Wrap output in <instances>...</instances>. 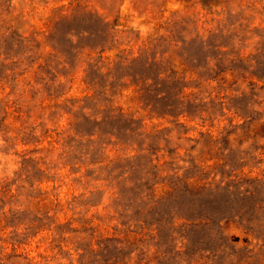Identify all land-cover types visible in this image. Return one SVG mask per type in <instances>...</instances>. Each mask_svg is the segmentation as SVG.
Returning a JSON list of instances; mask_svg holds the SVG:
<instances>
[{
	"label": "rangeland",
	"instance_id": "obj_1",
	"mask_svg": "<svg viewBox=\"0 0 264 264\" xmlns=\"http://www.w3.org/2000/svg\"><path fill=\"white\" fill-rule=\"evenodd\" d=\"M220 29L235 36L195 39ZM11 36L28 46L8 51L0 80V264H264V55L238 72L207 59L213 44L264 54V0H0V40ZM141 54L203 118L153 112L127 77L106 92L85 81L90 61ZM109 111L143 137L101 124ZM148 170L157 213L136 222L112 179ZM172 217L178 254L155 225Z\"/></svg>",
	"mask_w": 264,
	"mask_h": 264
},
{
	"label": "trees",
	"instance_id": "obj_2",
	"mask_svg": "<svg viewBox=\"0 0 264 264\" xmlns=\"http://www.w3.org/2000/svg\"><path fill=\"white\" fill-rule=\"evenodd\" d=\"M100 24L106 26L105 30L99 32L105 35L106 37L109 35L111 28L109 24L105 22L103 19H100ZM99 29V28H97ZM105 31V32H104ZM88 31L81 32V35L86 34ZM92 35V33H89ZM94 34V33H93ZM220 37L228 38L230 40L233 39L235 34L232 31H224V29H220L218 32H211L209 36L206 38L204 35L197 34L195 39L200 41L202 44H205L210 40V38L214 35H219ZM68 38L76 36V34L68 33ZM28 46V40L23 39L21 37L11 36L7 37L3 40H0V80L8 77L7 68L5 69V62L7 59L12 58L9 56L8 51H12L13 48H25ZM228 44H213L212 49L216 51L214 56H208V64L214 62L213 66H208L209 70H218L221 71V67L231 66L230 68L234 71H244L245 66L248 69L254 68L253 61L258 62L263 57L264 54H260L258 52L253 57H248L247 59L242 56V52L238 50L236 55H233L232 50H222L223 47H227ZM8 47V48H7ZM75 52V57H77L80 53L77 48L71 47ZM260 48V47H259ZM262 51H264V42L261 45ZM5 55L4 57H2ZM264 63V59H263ZM4 67V70H1ZM222 69H225L222 68ZM123 71H129L127 74L123 76H118L119 73ZM252 75H256L252 73ZM257 76V75H256ZM124 77L130 78L133 84L139 87V91L141 92V98L145 102V104L153 110V112L158 113L163 116H175L176 118L179 116H191L193 118L199 116L203 118V114L206 110L202 107V103L197 101L196 99H191L185 93L187 88L186 85H183L180 78L176 75L169 73L168 69L163 65V61L161 59H157L156 56H149L148 54H141L136 57L128 58L122 57L118 61H116L112 66L110 63L102 62L101 60L90 61L88 63V67L85 69V81L95 90H100V92H106L109 86H113V83L117 79H122ZM264 77V76H263ZM262 78V77H261ZM255 88V87H254ZM251 91L252 97L260 96V92L255 93ZM262 105V101L258 102H250V104H246L248 110L255 112V105ZM244 117L249 118L250 115L242 114ZM250 119H253L250 117ZM91 120V119H90ZM102 124H112L123 129L124 132L130 133V137H136V139L143 137L142 132L140 131L139 126L136 125V121L134 118L126 117L121 113H116L114 111H109V113L102 117L100 120ZM120 124H124L120 126ZM95 133H90V140H93L92 137ZM114 136V134H110ZM118 140V138L116 139ZM152 163V160L148 161ZM151 171L148 170L144 175L136 176L134 179L129 177H124L121 175L115 176L112 180L117 181V184L123 183V186L119 189V199L128 197L129 203L126 204L125 212L128 214L132 212L135 208V214L137 215L136 222H145L147 218H152L157 213L156 206L158 205V201L153 200L150 195V190L153 185L149 184L150 182ZM147 184L150 185L147 187ZM188 191V190H187ZM249 192V191H247ZM141 217V218H140ZM142 218L144 220H142ZM174 217L171 219L162 218L160 223L155 224L156 229L160 232V227L163 228L168 233V242L172 243L176 241L175 233H181L183 227L178 228L174 224ZM132 221V219H130ZM153 225V224H151ZM180 229V230H179ZM180 237L184 239V235L181 234ZM177 243L175 242L173 249L178 254L180 252L177 250Z\"/></svg>",
	"mask_w": 264,
	"mask_h": 264
}]
</instances>
